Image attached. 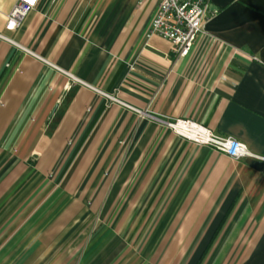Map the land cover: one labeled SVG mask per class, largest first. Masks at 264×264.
I'll use <instances>...</instances> for the list:
<instances>
[{
  "label": "crops",
  "instance_id": "0c3cea01",
  "mask_svg": "<svg viewBox=\"0 0 264 264\" xmlns=\"http://www.w3.org/2000/svg\"><path fill=\"white\" fill-rule=\"evenodd\" d=\"M16 1L0 0V235L28 252L16 264H122L133 246L106 231L131 225L164 264L204 250V264H264V0H210L183 57L147 37L157 0H38L9 30Z\"/></svg>",
  "mask_w": 264,
  "mask_h": 264
},
{
  "label": "built area",
  "instance_id": "2783aa9c",
  "mask_svg": "<svg viewBox=\"0 0 264 264\" xmlns=\"http://www.w3.org/2000/svg\"><path fill=\"white\" fill-rule=\"evenodd\" d=\"M37 2L38 0H17L6 16L5 27L9 30L17 28ZM209 6L210 0H157L147 37L156 34L165 38L171 42L173 51L178 57L186 56L201 31ZM168 125L180 136L197 144L208 145L233 160L247 156L257 157L236 138L214 133L205 126L189 120H175ZM180 126L185 132L177 129Z\"/></svg>",
  "mask_w": 264,
  "mask_h": 264
},
{
  "label": "rangeland",
  "instance_id": "374dc122",
  "mask_svg": "<svg viewBox=\"0 0 264 264\" xmlns=\"http://www.w3.org/2000/svg\"><path fill=\"white\" fill-rule=\"evenodd\" d=\"M99 226L100 224H95L92 233H96L99 231ZM130 230L132 231V225L129 227L127 234H125V236L121 235V236H117V227L113 228L111 227L110 231H106V236H105V240L104 243H109L111 244V246H113V244L117 243V241L119 240V238L117 237H122L125 238V240L127 241V243L129 244V246H133L132 247V251L131 248L128 247L127 251L125 252L124 255V259L121 260L122 264H149L148 262L150 261V258L152 260H154L157 257L158 260V264H161L162 260H165L166 257L169 258L170 252H165V251H157V252H150V250H144V249H139L142 246H144V244L146 243V236L142 235V236H135L132 234H128L130 232ZM98 238L97 236L94 237V239ZM6 235L2 236L0 235V264H7V260L10 262V260L15 257L16 261L13 262L11 261L10 264H16V262L21 261V259L27 255V258L29 257L28 252L26 251H19L18 249L15 250H10L7 251L5 250V246H7V240H9V238L7 239ZM98 240V239H97ZM13 237H11V239L9 240L8 244L13 242ZM99 241V240H98ZM172 263L173 264H186V261L188 259V257L190 256V260L189 263L191 264L192 261L194 259L195 263L194 264H204L205 259L208 257L209 254H212V252H209L208 250H204L201 252L200 256L197 257L198 252H183V251H174L172 252ZM195 254V255H194ZM151 255V256H150ZM26 258V259H27ZM19 260V261H18ZM163 264L165 263V261H162ZM22 263V262H21ZM168 263V262H167ZM9 264V263H8ZM19 264V263H18ZM170 264V263H168Z\"/></svg>",
  "mask_w": 264,
  "mask_h": 264
},
{
  "label": "bare ground",
  "instance_id": "6f19581e",
  "mask_svg": "<svg viewBox=\"0 0 264 264\" xmlns=\"http://www.w3.org/2000/svg\"><path fill=\"white\" fill-rule=\"evenodd\" d=\"M177 129L179 130V131H182V132H185V131H183V129H181V126L180 127H177ZM187 133H189V134H193V132H187Z\"/></svg>",
  "mask_w": 264,
  "mask_h": 264
}]
</instances>
